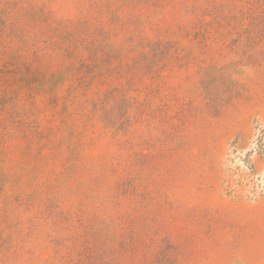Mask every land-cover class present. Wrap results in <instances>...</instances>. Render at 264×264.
I'll return each instance as SVG.
<instances>
[{
	"label": "rangeland",
	"instance_id": "obj_1",
	"mask_svg": "<svg viewBox=\"0 0 264 264\" xmlns=\"http://www.w3.org/2000/svg\"><path fill=\"white\" fill-rule=\"evenodd\" d=\"M0 264H264V0H0Z\"/></svg>",
	"mask_w": 264,
	"mask_h": 264
}]
</instances>
